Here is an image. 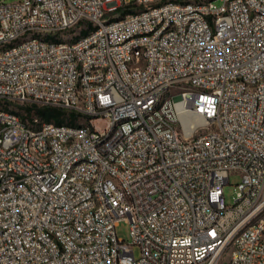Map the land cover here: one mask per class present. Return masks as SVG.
Here are the masks:
<instances>
[{"label":"built area","instance_id":"2783aa9c","mask_svg":"<svg viewBox=\"0 0 264 264\" xmlns=\"http://www.w3.org/2000/svg\"><path fill=\"white\" fill-rule=\"evenodd\" d=\"M220 1L0 0V101L77 114L0 108V264H264V0Z\"/></svg>","mask_w":264,"mask_h":264},{"label":"rangeland","instance_id":"374dc122","mask_svg":"<svg viewBox=\"0 0 264 264\" xmlns=\"http://www.w3.org/2000/svg\"><path fill=\"white\" fill-rule=\"evenodd\" d=\"M10 1V0H6ZM216 3H221L220 0H215ZM88 23L87 20H81L80 25H86ZM81 26L74 27L69 33H67L64 37L69 38L72 35L79 32ZM45 106V104L36 103V102H21V101H0V108L5 107L8 109L18 111L26 120L30 123H34V118L37 117L41 122L42 119L38 114V108ZM83 120V118H81ZM96 125L102 127L103 121L97 120ZM241 174L238 171H233L230 173L229 182L224 186L225 197L228 202H232L234 200L236 189H237V182L240 180ZM117 235L124 239L125 242H131V237L129 234V223L126 220H121L116 226ZM134 251L136 255H139L140 250L139 246L133 245ZM231 255V248H228L225 253L223 254L220 264L225 263Z\"/></svg>","mask_w":264,"mask_h":264},{"label":"trees","instance_id":"16d2710c","mask_svg":"<svg viewBox=\"0 0 264 264\" xmlns=\"http://www.w3.org/2000/svg\"><path fill=\"white\" fill-rule=\"evenodd\" d=\"M87 31H88V28L81 27L80 34H84ZM13 111H16V110H13ZM16 112L19 113L18 111ZM38 114L40 115L42 121L44 122H55L57 124H61L65 121L66 117H68L69 123L71 124L77 123L76 122L77 114L73 112H66L62 108H58L55 106L45 105V106L39 107ZM23 118L25 119V117Z\"/></svg>","mask_w":264,"mask_h":264}]
</instances>
